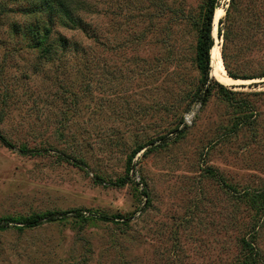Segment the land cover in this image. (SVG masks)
<instances>
[{
  "label": "rangeland",
  "instance_id": "374dc122",
  "mask_svg": "<svg viewBox=\"0 0 264 264\" xmlns=\"http://www.w3.org/2000/svg\"><path fill=\"white\" fill-rule=\"evenodd\" d=\"M67 1L0 0V264H264V0L219 1L228 86L208 0Z\"/></svg>",
  "mask_w": 264,
  "mask_h": 264
},
{
  "label": "trees",
  "instance_id": "16d2710c",
  "mask_svg": "<svg viewBox=\"0 0 264 264\" xmlns=\"http://www.w3.org/2000/svg\"><path fill=\"white\" fill-rule=\"evenodd\" d=\"M65 1V2H64ZM219 1L220 0H208L206 4V9H205V14H204V19L203 23L200 26V31H199V38H198V45H197V64L199 67V70L203 74L205 80H209L210 77V71H211V51L213 47L215 46V39L213 37V28H214V18H215V12L216 9L219 6ZM43 5L41 7H37L41 9V13L43 11L45 14L49 15L51 14L50 19H54V16L56 12L64 19H66L69 23L72 25L75 24L74 19L72 18V15L66 10L67 9V0H42ZM234 5V0L230 1L229 9L227 10V16L230 15V9ZM223 21L220 20L219 26L222 25ZM36 33H39V30H35ZM53 29L52 27H49L48 31L45 32V35L43 38H39L37 40V43L34 45L36 48L40 49H46V46L49 42L50 35H52ZM230 33V30L224 31L222 34V30L219 29V36L223 35V38L225 39L226 43L228 41V35ZM226 47V46H225ZM49 50V49H48ZM222 58L223 62L225 63L228 60L227 54H226V49L224 48L223 53H222ZM226 64V63H225ZM232 78L235 80L238 79L237 77L231 75ZM264 77V76H263ZM221 89H224V86L218 84ZM204 102V101H203ZM205 103V102H204ZM0 141L6 146L10 147V144L8 141L0 135ZM144 148H140L136 152H134V155L138 153L139 151L143 150ZM146 153V152H145ZM132 168L129 166L128 172ZM258 197L260 198L261 201L264 203V190L257 193ZM264 207V206H263ZM264 211V209L262 208ZM4 221L0 219V230H2ZM8 225V224H7ZM251 240L250 241H245L246 247L254 251V240H255V232H252L250 234Z\"/></svg>",
  "mask_w": 264,
  "mask_h": 264
},
{
  "label": "bare ground",
  "instance_id": "6f19581e",
  "mask_svg": "<svg viewBox=\"0 0 264 264\" xmlns=\"http://www.w3.org/2000/svg\"><path fill=\"white\" fill-rule=\"evenodd\" d=\"M225 15H226L225 10L219 9L217 15H215L216 16L215 23L222 20ZM211 65H212L211 75L212 77L216 78L220 83L228 86L236 82L230 77H228V75L226 74V70L223 64L220 42H218L211 51Z\"/></svg>",
  "mask_w": 264,
  "mask_h": 264
},
{
  "label": "built area",
  "instance_id": "2783aa9c",
  "mask_svg": "<svg viewBox=\"0 0 264 264\" xmlns=\"http://www.w3.org/2000/svg\"><path fill=\"white\" fill-rule=\"evenodd\" d=\"M191 114H194V113H191Z\"/></svg>",
  "mask_w": 264,
  "mask_h": 264
}]
</instances>
